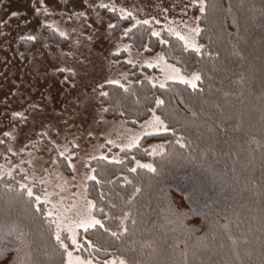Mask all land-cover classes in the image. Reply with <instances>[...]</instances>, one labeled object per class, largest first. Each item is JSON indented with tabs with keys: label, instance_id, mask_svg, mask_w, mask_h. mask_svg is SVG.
<instances>
[{
	"label": "trees",
	"instance_id": "trees-1",
	"mask_svg": "<svg viewBox=\"0 0 264 264\" xmlns=\"http://www.w3.org/2000/svg\"><path fill=\"white\" fill-rule=\"evenodd\" d=\"M204 3L201 52L168 32L153 35L146 23L127 31L132 18L104 10L112 33L134 51H161L183 73H199L200 82L158 86L150 80L157 70L126 63V52L115 56L127 78L102 88L106 117L135 127L156 112L168 131L91 162L87 195L100 224L79 234L86 259L264 264V0ZM153 144L163 152L152 155ZM44 193L22 171L0 179V264H66L56 224L39 201Z\"/></svg>",
	"mask_w": 264,
	"mask_h": 264
},
{
	"label": "rangeland",
	"instance_id": "rangeland-1",
	"mask_svg": "<svg viewBox=\"0 0 264 264\" xmlns=\"http://www.w3.org/2000/svg\"><path fill=\"white\" fill-rule=\"evenodd\" d=\"M105 9L132 18L127 31L146 23L155 36H183L188 49H203L199 21L204 0H0V179L22 171L26 183L45 185L39 201L68 245L66 264L69 252L73 264H99L81 255L79 241L85 229L78 225L98 220L87 195L94 177L91 162L107 158L108 149H131L147 135L168 131L164 122L166 130L156 124L157 117L161 120L156 112L135 127L106 117L102 88L127 78L115 56L126 52V63L157 70L150 80L158 86L176 82L196 88L200 82L199 73H183L161 51H134L112 33L114 23ZM47 30L67 43L50 42ZM25 42L31 44L24 49ZM150 149L152 155L164 150L160 144Z\"/></svg>",
	"mask_w": 264,
	"mask_h": 264
},
{
	"label": "snow or ice",
	"instance_id": "snow-or-ice-1",
	"mask_svg": "<svg viewBox=\"0 0 264 264\" xmlns=\"http://www.w3.org/2000/svg\"><path fill=\"white\" fill-rule=\"evenodd\" d=\"M202 8H203V5H202ZM197 31H198V30H197ZM180 38L183 39V40H185L186 45H188V41H187V39H186L185 37L182 36V37H180ZM189 46H192V45H189ZM196 50L199 51L198 48H197ZM198 79H199V76H195V77H194V80H198ZM183 82L188 83L189 81H183ZM162 86H163V85H162ZM193 87H195V84H194V83H193ZM160 103H163V102L160 101ZM156 124L159 125V126L165 127V130H166V126L164 125L163 121H161V120L159 119V117L156 118ZM142 167H147V168H149V169H151V170L154 171V169H152L151 165H142ZM93 179H95V177H93ZM28 194H29V195H32L31 190H29ZM37 199H39V197H37ZM97 224H100V221H99V220H89V221H83V222H81V224L78 225V226H79V227H83V228L85 229V231H87V229H88L89 227H94V226H96ZM57 227H58V229H59V225H58ZM56 238H57L58 241H61V245H62V247L65 249V251H67L68 245L63 244V242H62V240H61V236H60V234H59V231L57 232V237H56ZM72 242H73V244H76V239H75V233H74V232H73V239H72ZM68 257H69V264H73V259H72V254H71V252L68 253ZM75 264H85V262L77 260V261L75 262ZM119 264H125V262H124L123 260H121V261L119 262Z\"/></svg>",
	"mask_w": 264,
	"mask_h": 264
}]
</instances>
